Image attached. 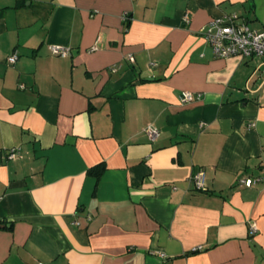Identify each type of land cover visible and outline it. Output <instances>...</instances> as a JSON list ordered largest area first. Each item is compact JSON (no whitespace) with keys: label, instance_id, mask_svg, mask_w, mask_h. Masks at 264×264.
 Instances as JSON below:
<instances>
[{"label":"crops","instance_id":"crops-1","mask_svg":"<svg viewBox=\"0 0 264 264\" xmlns=\"http://www.w3.org/2000/svg\"><path fill=\"white\" fill-rule=\"evenodd\" d=\"M231 15L264 0H0V264H264V57L202 35Z\"/></svg>","mask_w":264,"mask_h":264},{"label":"built area","instance_id":"built-area-1","mask_svg":"<svg viewBox=\"0 0 264 264\" xmlns=\"http://www.w3.org/2000/svg\"><path fill=\"white\" fill-rule=\"evenodd\" d=\"M229 21L218 18L212 20L203 31V36L206 42L211 47L213 54L218 58H228L231 56H243V57H264V29L255 30L251 29L247 24H239L236 22L237 15H231L228 17ZM49 50L52 55L55 56H68L70 54V47L61 45H49ZM18 58V55L13 54L8 58L9 63H14ZM128 60L134 61V55L129 53L127 55ZM118 65L110 67L112 72L118 70ZM200 94L193 93L191 91H182L180 94V100L182 102H190L200 98ZM149 134L152 139H155L158 135V129L152 126L148 127ZM19 149L13 148L11 156L14 157ZM197 188L204 186V173L199 172L192 178ZM261 181L260 177H244L239 180L241 185L250 187L253 184ZM250 235H254L258 232L256 223L251 222L249 224ZM39 264H45L40 262Z\"/></svg>","mask_w":264,"mask_h":264},{"label":"trees","instance_id":"trees-1","mask_svg":"<svg viewBox=\"0 0 264 264\" xmlns=\"http://www.w3.org/2000/svg\"><path fill=\"white\" fill-rule=\"evenodd\" d=\"M102 171H103V167L101 165H98L96 167L90 168L88 170V174L94 176L96 180L99 181L102 175Z\"/></svg>","mask_w":264,"mask_h":264},{"label":"water","instance_id":"water-1","mask_svg":"<svg viewBox=\"0 0 264 264\" xmlns=\"http://www.w3.org/2000/svg\"><path fill=\"white\" fill-rule=\"evenodd\" d=\"M239 24H242V22H239ZM147 80H152V79H147Z\"/></svg>","mask_w":264,"mask_h":264}]
</instances>
